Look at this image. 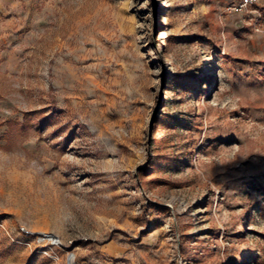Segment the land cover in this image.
Wrapping results in <instances>:
<instances>
[{"label": "rangeland", "instance_id": "rangeland-1", "mask_svg": "<svg viewBox=\"0 0 264 264\" xmlns=\"http://www.w3.org/2000/svg\"><path fill=\"white\" fill-rule=\"evenodd\" d=\"M236 2L0 0V148L39 164L0 180V264H264V0L257 30Z\"/></svg>", "mask_w": 264, "mask_h": 264}, {"label": "built area", "instance_id": "built-area-1", "mask_svg": "<svg viewBox=\"0 0 264 264\" xmlns=\"http://www.w3.org/2000/svg\"><path fill=\"white\" fill-rule=\"evenodd\" d=\"M262 0H237L231 6L226 8L229 14H243L249 15L253 18V27L257 30V22L260 17L257 9H254ZM19 232L26 238H34L36 242L40 245L41 250L39 253L51 258L54 262L60 261V255L58 250L61 249L62 243L58 236L49 232H34L28 230L27 228L20 227ZM65 264H76L75 256L70 252H66Z\"/></svg>", "mask_w": 264, "mask_h": 264}, {"label": "clouds", "instance_id": "clouds-1", "mask_svg": "<svg viewBox=\"0 0 264 264\" xmlns=\"http://www.w3.org/2000/svg\"><path fill=\"white\" fill-rule=\"evenodd\" d=\"M6 130H0V132ZM36 140L30 137L18 141L10 150L0 148V180L3 179L9 169L19 166L23 175H33L39 167L38 161L30 153L35 149Z\"/></svg>", "mask_w": 264, "mask_h": 264}, {"label": "water", "instance_id": "water-1", "mask_svg": "<svg viewBox=\"0 0 264 264\" xmlns=\"http://www.w3.org/2000/svg\"><path fill=\"white\" fill-rule=\"evenodd\" d=\"M238 23L240 24L241 22L239 21Z\"/></svg>", "mask_w": 264, "mask_h": 264}]
</instances>
